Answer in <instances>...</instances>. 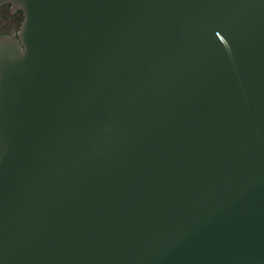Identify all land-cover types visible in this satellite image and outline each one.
Listing matches in <instances>:
<instances>
[{"label":"water","instance_id":"1","mask_svg":"<svg viewBox=\"0 0 264 264\" xmlns=\"http://www.w3.org/2000/svg\"><path fill=\"white\" fill-rule=\"evenodd\" d=\"M0 1V264H264V0Z\"/></svg>","mask_w":264,"mask_h":264},{"label":"flooded vegetation","instance_id":"2","mask_svg":"<svg viewBox=\"0 0 264 264\" xmlns=\"http://www.w3.org/2000/svg\"><path fill=\"white\" fill-rule=\"evenodd\" d=\"M24 20L20 7L7 1H0V37L10 35L19 38V30Z\"/></svg>","mask_w":264,"mask_h":264}]
</instances>
